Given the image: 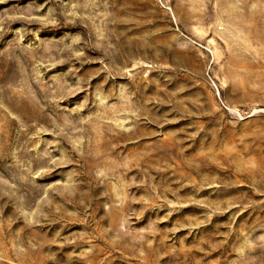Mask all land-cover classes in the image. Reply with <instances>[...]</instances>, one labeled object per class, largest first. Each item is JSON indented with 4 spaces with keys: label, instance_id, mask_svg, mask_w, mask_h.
Instances as JSON below:
<instances>
[{
    "label": "rangeland",
    "instance_id": "obj_1",
    "mask_svg": "<svg viewBox=\"0 0 264 264\" xmlns=\"http://www.w3.org/2000/svg\"><path fill=\"white\" fill-rule=\"evenodd\" d=\"M248 2L0 0V264H264Z\"/></svg>",
    "mask_w": 264,
    "mask_h": 264
},
{
    "label": "bare ground",
    "instance_id": "obj_2",
    "mask_svg": "<svg viewBox=\"0 0 264 264\" xmlns=\"http://www.w3.org/2000/svg\"><path fill=\"white\" fill-rule=\"evenodd\" d=\"M245 3H246V2H245ZM247 3H249L248 0H247ZM245 5H246V4H245Z\"/></svg>",
    "mask_w": 264,
    "mask_h": 264
}]
</instances>
